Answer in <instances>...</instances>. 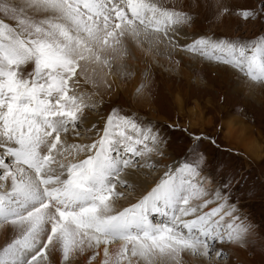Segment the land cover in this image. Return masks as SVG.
Returning a JSON list of instances; mask_svg holds the SVG:
<instances>
[{
    "label": "snow or ice",
    "instance_id": "snow-or-ice-1",
    "mask_svg": "<svg viewBox=\"0 0 264 264\" xmlns=\"http://www.w3.org/2000/svg\"><path fill=\"white\" fill-rule=\"evenodd\" d=\"M229 17L264 24V0H0V230L8 236L0 264H74L85 255L86 264H184L185 253L213 264L226 249L264 242V225L244 211L247 177L202 151L210 137L112 104L94 136L80 140L128 40L153 58L178 49L264 87V32L181 43L189 29ZM152 76L146 64L137 96H150ZM70 133L80 142L69 143ZM178 133L183 158L135 202L119 204L132 188L127 172L154 170L149 162Z\"/></svg>",
    "mask_w": 264,
    "mask_h": 264
},
{
    "label": "rangeland",
    "instance_id": "rangeland-1",
    "mask_svg": "<svg viewBox=\"0 0 264 264\" xmlns=\"http://www.w3.org/2000/svg\"><path fill=\"white\" fill-rule=\"evenodd\" d=\"M245 1L227 0L230 4L241 6H255L259 2V0ZM203 20L204 17L201 16V21ZM262 32H264V24L258 21L244 23L229 17L214 23L204 22L196 29H189L187 35L181 37V43L185 40L190 42L193 36L201 34L247 39ZM126 49L127 55L122 59L114 60L111 64L112 75L108 77V81L112 84V88L110 91L104 88L105 91L102 92L103 104L95 110H86V115L80 124V140L88 141L94 136L92 125L102 126L101 117L108 112L107 106L112 104L122 107L125 112L136 113L142 120L151 121L153 125L166 126L177 120L183 126L195 123V127L189 128L190 131L215 140V143H211L209 139H205L201 145L202 151L214 155L219 161L235 166L237 170H243L248 181L241 193L244 211L255 224L264 225V87L249 86L242 73L178 49L169 50L172 58L169 53L164 58L160 52L157 58L150 56L149 59H145L144 56H141V60H139L138 54L145 51L137 47L134 41L128 40ZM183 56L187 60L185 63L181 59ZM193 58L201 62L199 67H196L197 61L195 63ZM164 59L169 62L168 65L162 62ZM172 60H179L180 64L173 68ZM146 64L151 66L153 72L151 94L150 96H137L136 89L140 84V73ZM105 71L108 70L105 69ZM176 98L182 102L183 112L180 114L177 112ZM196 106L198 111L195 114V119L190 120V117L188 118L189 108ZM235 117L244 122L247 127L246 134L249 136L245 138V144H259L260 157L257 162H249V158L245 156L243 150H234L233 147H229L223 122L226 118L231 120ZM69 135V143L80 142L71 138V133ZM185 138V133H178L177 137L173 138L177 142L170 144L164 150V157L155 156L149 162L155 165L154 170L144 167L139 171H132L140 181L138 183L128 182L132 188L127 191L124 197L127 201L129 200L127 198L138 194L141 190L140 187L143 188L144 184L152 182L156 177L159 179L166 170V166L183 158L181 154L186 147L183 143ZM124 198L119 199L118 203H122L121 200ZM133 202L130 201L127 205ZM4 239L7 238L0 236V241ZM238 250L243 251L250 262L246 264H264V242ZM225 251L227 259H219L223 260L224 264H245L242 259L233 258L232 250L226 249ZM253 255L257 259L255 263L251 260ZM86 259V255L79 256L75 259L74 264H86ZM183 261L185 260L183 259Z\"/></svg>",
    "mask_w": 264,
    "mask_h": 264
},
{
    "label": "bare ground",
    "instance_id": "bare-ground-1",
    "mask_svg": "<svg viewBox=\"0 0 264 264\" xmlns=\"http://www.w3.org/2000/svg\"><path fill=\"white\" fill-rule=\"evenodd\" d=\"M243 1H245V0H239V2H243ZM168 53H169V50H163V49L161 50V54L164 56V58H165V55H167ZM141 56H144L145 59H149V57H150L149 55H146L145 52L139 53L138 54L139 60H141L140 59ZM181 59L183 60V63H185V61H187L185 59V56H183ZM193 60L196 63L197 60L194 59V58H193ZM162 62L163 63L165 62L164 64H166V65L169 64V62H167L165 59ZM200 64H201V62L197 61L196 67H199ZM203 66H204V64H203ZM135 83H138V81H135ZM104 88H105L104 86L100 88L99 92L101 94H102V92L105 91ZM175 104H176V107H177V110H178L177 112L179 114L181 112H183L182 102H181V100L179 98H176L175 99ZM189 109L190 110H189V113H188L189 114L188 118L190 117V120H193V119H195L194 118L195 117V114L198 111L197 106L196 107L189 108ZM232 120H235V121H232ZM223 124H224V126L226 128V133H227L226 135L228 136V144H229V147H233L234 150H238V149L243 150V153L245 154V156H247L249 158V162H257L259 160V157H260L259 156L260 147H259V144L258 145L254 144V143L245 144V142H244L245 141V138H247L249 136L248 134H246L247 127H246L245 123L242 122L237 117H235V118H231V120L229 118H226L225 121L223 122ZM195 125H196L195 123L188 124V127L189 128H193V127H195ZM132 171L134 172V170H130V171L127 172L126 179L128 180V182L138 183L140 181V179L137 177V175L135 173L133 175V172ZM156 181H158V177H156V179L153 180L152 182H150L148 184H144L145 186L143 188L140 187L141 190H139V193L136 194L137 196L136 195L135 196L133 195L134 197L127 198V199H129L128 201L124 198V199L121 200L123 202L120 203V204L126 206L128 202H130V201H132V202L133 201H136V199L140 195H142L148 188H150L154 184V182H156ZM0 234H1L0 235L1 238H8V236L5 234V232L3 230H0ZM2 234H4V235H2ZM5 240L6 239H4L3 241H0V245H3L5 243ZM230 250L233 251V258L236 257V258L242 259L243 263H245V264L246 263H250L248 261V259L245 257L243 251H240L238 249H230ZM241 250H243V249H241ZM182 258L185 260L184 261V264H195V261L199 259V258L193 259L194 257H192L190 255H187V253L186 254H182ZM251 260L254 261V263L257 261V259H256V257L254 255L251 257ZM213 261H214L213 264H217V263L224 264L223 260L216 259L215 257L213 258Z\"/></svg>",
    "mask_w": 264,
    "mask_h": 264
}]
</instances>
